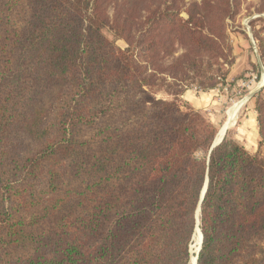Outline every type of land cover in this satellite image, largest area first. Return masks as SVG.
I'll return each mask as SVG.
<instances>
[{"label": "trees", "instance_id": "1", "mask_svg": "<svg viewBox=\"0 0 264 264\" xmlns=\"http://www.w3.org/2000/svg\"><path fill=\"white\" fill-rule=\"evenodd\" d=\"M239 3L0 0V264H191L198 220L197 264H264V159L150 91L214 90Z\"/></svg>", "mask_w": 264, "mask_h": 264}, {"label": "rangeland", "instance_id": "2", "mask_svg": "<svg viewBox=\"0 0 264 264\" xmlns=\"http://www.w3.org/2000/svg\"><path fill=\"white\" fill-rule=\"evenodd\" d=\"M201 1L181 0V3L189 6L193 2L201 3ZM239 2L240 7L235 14L236 16L227 20V39L223 44L224 55L218 60L206 58L199 69L203 73H214L220 76L221 81L214 90H206L201 87L203 78L196 77V73L193 72L180 75V79H182L178 81L171 80L166 76V84L161 79L156 87L150 89L155 98L163 100L174 99L170 92H181L178 103L183 106L184 111H188L187 105L189 104V107L199 111L203 117L215 125L218 130L215 141L220 130L228 122L230 109L235 104L245 101L257 88L259 92L261 85L264 84V63L260 40L261 37L264 38V0H239ZM182 17L187 18V14L183 12ZM105 34L119 48H127V44L122 40L115 39L111 32L106 30ZM183 52L182 47H178L175 54L180 56ZM224 75L223 80L225 81L222 80ZM188 94L190 95L188 96ZM250 107L256 112L259 132L255 99L252 98L250 102L242 105L238 116L236 115L231 122L226 135L227 139L233 140L241 146L244 145L235 139V135L242 117L246 114V111L250 110ZM258 137V143L254 148L247 149L244 147L252 153H260L264 159V144L260 146V134ZM193 247L194 243L191 247V254L195 256L193 255Z\"/></svg>", "mask_w": 264, "mask_h": 264}, {"label": "crops", "instance_id": "3", "mask_svg": "<svg viewBox=\"0 0 264 264\" xmlns=\"http://www.w3.org/2000/svg\"><path fill=\"white\" fill-rule=\"evenodd\" d=\"M263 80H264V76H263ZM263 83H264V81H263ZM257 91H258V88L256 90H254L253 93L250 94L245 99L243 105H245L247 102H250V99L253 98L252 95H255ZM189 95L190 94H188V96ZM206 95L208 96L209 94H206ZM194 98H196V97H194ZM199 103H200V101H199ZM238 113H237V116H238ZM229 125H231V123ZM257 128H258L257 115H256L255 110L250 107V110L246 111V114L241 119V122L239 124L238 129H237V133L235 135V139L238 142L242 143V145H244L247 149H252L258 143V138H259L258 137L259 136L258 133L259 132H258ZM229 129H230V126H229V128H227V130H226V132L224 134V138H225V136H226V134H227Z\"/></svg>", "mask_w": 264, "mask_h": 264}, {"label": "bare ground", "instance_id": "4", "mask_svg": "<svg viewBox=\"0 0 264 264\" xmlns=\"http://www.w3.org/2000/svg\"><path fill=\"white\" fill-rule=\"evenodd\" d=\"M243 103H244V101H241V102L235 104L230 109V111L228 113L229 114L228 122L220 130V133H219L218 138L216 140L217 142L220 141L224 137V134H225L227 128H229V126H230L229 124L233 121L234 117L237 115V113L241 109ZM201 244H202V233H201V230L197 228V231H196V234H195V238H194V247L192 248L193 252H194L193 255H195V256H192L191 264L195 263V258H196V255H197V253L199 251V248H200Z\"/></svg>", "mask_w": 264, "mask_h": 264}, {"label": "water", "instance_id": "5", "mask_svg": "<svg viewBox=\"0 0 264 264\" xmlns=\"http://www.w3.org/2000/svg\"><path fill=\"white\" fill-rule=\"evenodd\" d=\"M263 87H264V84L261 85V87H260L259 90H261ZM257 92H258V91H257ZM252 96H254V95H252ZM223 140H224V137H223L220 141H218V142L215 141L214 144H213L212 149L218 147V146L221 144V142H222ZM207 189H208V183H206V186H205V189H204V191H203L202 199H201V200L204 199L205 194H206V192H207ZM199 213H200V208H199V210H198V218H199ZM197 228L200 229V227H199V220H198V226H197ZM201 233H202V232H201ZM202 246H203V235H202V244L200 245V248H199V251H198V253H197V255H196L195 263H194V264H197V262H198V257H199V253H200V251H201V249H202Z\"/></svg>", "mask_w": 264, "mask_h": 264}]
</instances>
